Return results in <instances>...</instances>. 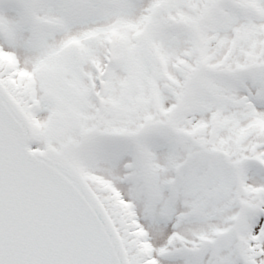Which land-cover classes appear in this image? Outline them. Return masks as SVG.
<instances>
[{
	"label": "snow or ice",
	"instance_id": "1",
	"mask_svg": "<svg viewBox=\"0 0 264 264\" xmlns=\"http://www.w3.org/2000/svg\"><path fill=\"white\" fill-rule=\"evenodd\" d=\"M0 264H264V0H0Z\"/></svg>",
	"mask_w": 264,
	"mask_h": 264
}]
</instances>
